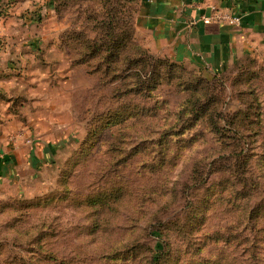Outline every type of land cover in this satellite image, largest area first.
Listing matches in <instances>:
<instances>
[{
  "label": "rangeland",
  "instance_id": "obj_1",
  "mask_svg": "<svg viewBox=\"0 0 264 264\" xmlns=\"http://www.w3.org/2000/svg\"><path fill=\"white\" fill-rule=\"evenodd\" d=\"M144 2L0 0V102L53 88L58 144L0 177V264H264V53L188 67Z\"/></svg>",
  "mask_w": 264,
  "mask_h": 264
},
{
  "label": "crops",
  "instance_id": "obj_2",
  "mask_svg": "<svg viewBox=\"0 0 264 264\" xmlns=\"http://www.w3.org/2000/svg\"><path fill=\"white\" fill-rule=\"evenodd\" d=\"M215 12L238 16L239 21L204 19ZM138 21L152 49L203 72H218L243 54L264 53V0H145ZM0 85L5 89L3 79ZM54 92L50 88L44 101L30 97L19 108L24 119L0 102V177L36 169L56 154L58 144L37 139L40 129L55 128ZM39 103L47 113L38 112Z\"/></svg>",
  "mask_w": 264,
  "mask_h": 264
},
{
  "label": "built area",
  "instance_id": "obj_3",
  "mask_svg": "<svg viewBox=\"0 0 264 264\" xmlns=\"http://www.w3.org/2000/svg\"><path fill=\"white\" fill-rule=\"evenodd\" d=\"M204 19H213L217 21H223V22H229V23H238L239 17L238 16H232L228 13L224 12H215L212 16L210 17H205Z\"/></svg>",
  "mask_w": 264,
  "mask_h": 264
},
{
  "label": "trees",
  "instance_id": "obj_4",
  "mask_svg": "<svg viewBox=\"0 0 264 264\" xmlns=\"http://www.w3.org/2000/svg\"><path fill=\"white\" fill-rule=\"evenodd\" d=\"M51 3H53V5H54V8L56 9V5H55V2H56V0H49ZM100 68H97V71L99 70ZM196 70H199V69H196Z\"/></svg>",
  "mask_w": 264,
  "mask_h": 264
}]
</instances>
